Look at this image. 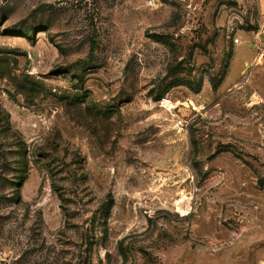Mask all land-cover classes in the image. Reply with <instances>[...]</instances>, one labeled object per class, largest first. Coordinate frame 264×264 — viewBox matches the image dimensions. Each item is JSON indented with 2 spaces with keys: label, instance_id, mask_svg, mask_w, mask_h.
<instances>
[{
  "label": "rangeland",
  "instance_id": "1",
  "mask_svg": "<svg viewBox=\"0 0 264 264\" xmlns=\"http://www.w3.org/2000/svg\"><path fill=\"white\" fill-rule=\"evenodd\" d=\"M0 264H264L260 0H0Z\"/></svg>",
  "mask_w": 264,
  "mask_h": 264
},
{
  "label": "crops",
  "instance_id": "2",
  "mask_svg": "<svg viewBox=\"0 0 264 264\" xmlns=\"http://www.w3.org/2000/svg\"><path fill=\"white\" fill-rule=\"evenodd\" d=\"M260 6H261V11H262V14L264 16V3L261 2L260 0ZM241 44V43H240ZM240 44H237V45H240Z\"/></svg>",
  "mask_w": 264,
  "mask_h": 264
},
{
  "label": "built area",
  "instance_id": "3",
  "mask_svg": "<svg viewBox=\"0 0 264 264\" xmlns=\"http://www.w3.org/2000/svg\"><path fill=\"white\" fill-rule=\"evenodd\" d=\"M234 44H235V45L240 44V40H239V39H235V40H234Z\"/></svg>",
  "mask_w": 264,
  "mask_h": 264
},
{
  "label": "trees",
  "instance_id": "4",
  "mask_svg": "<svg viewBox=\"0 0 264 264\" xmlns=\"http://www.w3.org/2000/svg\"><path fill=\"white\" fill-rule=\"evenodd\" d=\"M24 182H25V179H24ZM57 192H59L57 189H55ZM60 198H62V195H61V193H60ZM109 214V213H108Z\"/></svg>",
  "mask_w": 264,
  "mask_h": 264
},
{
  "label": "bare ground",
  "instance_id": "5",
  "mask_svg": "<svg viewBox=\"0 0 264 264\" xmlns=\"http://www.w3.org/2000/svg\"><path fill=\"white\" fill-rule=\"evenodd\" d=\"M262 56L259 57V60L261 59Z\"/></svg>",
  "mask_w": 264,
  "mask_h": 264
}]
</instances>
